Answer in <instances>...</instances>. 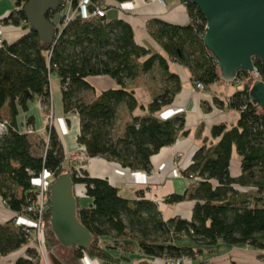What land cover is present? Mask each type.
I'll list each match as a JSON object with an SVG mask.
<instances>
[{"label": "trees", "instance_id": "obj_1", "mask_svg": "<svg viewBox=\"0 0 264 264\" xmlns=\"http://www.w3.org/2000/svg\"><path fill=\"white\" fill-rule=\"evenodd\" d=\"M13 1L14 9L1 18L0 24L22 25L26 32L11 42L0 41V121L7 120L2 119L6 107L9 113L8 131L0 136V201L5 202V209L15 215H29L24 209L37 197L31 179L42 169L51 171L54 178L67 173L75 187L82 185L85 195L92 200L89 207L77 205V217L93 236V242L85 249L72 247L75 262L88 255L101 264H126L129 256L136 253L144 257L133 264L192 260L206 247L223 242L248 246L260 253L264 264V112L250 99V74L244 71L237 74V80L244 83L227 101L228 108L239 111L237 122L212 125L209 137L203 136V124L197 127L202 145L182 171L194 183L181 194L164 197L168 204L194 201L191 218L164 219L157 203L143 198L142 191H136L138 198H125L107 179L92 177L84 169L78 172L72 166L73 171L66 170L63 166L66 151L56 128L46 126L44 138L36 130L21 131L16 118L19 110H26L32 100H38L43 110L52 107L49 79L51 72L56 71L62 87L63 111L78 116L76 141L84 154L117 162L131 171H149L151 157L187 132L183 113L169 118L158 116L181 89V81L169 72L166 58L137 44L132 26L126 21L92 16L94 6L102 4V0H91L84 11L78 9L67 23L64 15L54 21L55 13L63 8L65 0H62L56 12L46 14L57 27L49 44L42 43L29 27L23 11L27 0ZM78 1L70 0L72 7ZM181 1L189 16L186 24L153 19L148 22V31L172 61L190 71L195 85L208 86L220 78L202 40L206 21L194 4ZM254 65L264 80L262 65L258 60ZM155 66L171 85L155 94L146 106L140 105L128 81ZM98 75L109 76L116 87L94 95L87 78ZM89 91L93 97L85 100L82 93ZM122 104L130 113L138 107L146 113L132 117L122 132L116 133L117 109ZM234 152L239 157L237 176L231 174L230 168ZM49 218L50 209L44 216L48 246L56 239ZM183 238L190 245H183ZM22 247H25L23 255L13 264H44L32 235L16 225L15 218L0 221V256Z\"/></svg>", "mask_w": 264, "mask_h": 264}, {"label": "crops", "instance_id": "obj_2", "mask_svg": "<svg viewBox=\"0 0 264 264\" xmlns=\"http://www.w3.org/2000/svg\"><path fill=\"white\" fill-rule=\"evenodd\" d=\"M1 1V0H0ZM102 4L106 8L105 16L107 19H122L132 26L134 38L137 44L149 50L150 53H159L168 61L169 72L176 74L181 81V89L174 96L172 103L159 112L161 118H169L176 113H183L185 117L186 134L180 135L176 142L170 146L161 148L151 157V168L149 171H131L122 167L117 162L107 161L103 158H86L82 161L81 168L88 172L90 176L107 179L108 182L118 189L121 196L129 199L138 198L136 191L143 192V198L149 199L157 203L159 210L164 219L176 216L190 219L194 201L185 200L175 204L164 202V197L177 193H183L189 188L194 180L185 177L182 171L186 169L196 150L202 145V140L197 137V127L203 124V136H210V128L217 123H227L229 125L237 122L239 111L227 107L228 98L232 93H228L229 83L223 80L204 86L203 89L197 88L191 78L190 71L183 65L172 61L160 44L153 38L148 31V22L157 19L162 22L184 25L189 21L186 6L181 0H164L163 3L153 2L152 0H135V4L123 3L122 6L115 0H102ZM111 7L112 10H107ZM119 7V10H117ZM10 11H0V18L7 15ZM10 25L0 24V41L11 39V42L22 34L18 31L11 30ZM10 31V33H8ZM14 38V39H12ZM145 58L141 59L142 62ZM137 79L138 82H137ZM90 85L94 88V95L109 88L116 87V83L107 75L91 76L87 78ZM140 81V82H139ZM147 81L150 85H147ZM154 81L157 82L156 87ZM153 82V85L151 83ZM218 87L211 89L212 85ZM166 85H171L160 69L155 66L149 72H140L138 76L128 81V87L133 90L138 104L146 106ZM146 88V89H145ZM138 90L144 91L147 95V101H140L137 94ZM93 97V96H92ZM52 103V110L55 117V128L60 137L64 150L66 152L78 151L76 141L79 132V119L75 113H64L62 106V94L60 97L55 96ZM5 111V110H4ZM146 113L140 107L131 113L126 109L125 105H119L117 109L115 131L121 133L125 124L131 121L134 116H142ZM44 110L38 100L28 102L26 110H19L16 122L18 126L22 123H31L36 134L46 136V122L44 121ZM231 174L237 176L239 174V157H232ZM83 191L81 188L79 193ZM78 207L86 208L92 203V200L85 194H77ZM8 213H10L8 211ZM190 245L188 241L183 245ZM218 242L213 247H206L190 260V264H229L231 261L238 263L263 264L259 258V252L251 250L246 245L224 247V252L219 256H211L215 254L219 247ZM24 252L25 247L19 249ZM16 252V251H15ZM13 252V253H15ZM208 252L206 255L205 253ZM10 255V254H9ZM9 255L1 256L6 258L8 264H13L18 254L11 260ZM22 255V254H21ZM20 255V256H21ZM144 256L140 253L129 256L126 264H133ZM217 258V259H215ZM83 264H101L98 259L84 256L81 258ZM49 264H62L59 258L50 254L48 257Z\"/></svg>", "mask_w": 264, "mask_h": 264}, {"label": "water", "instance_id": "obj_3", "mask_svg": "<svg viewBox=\"0 0 264 264\" xmlns=\"http://www.w3.org/2000/svg\"><path fill=\"white\" fill-rule=\"evenodd\" d=\"M188 1L205 18L203 44L221 80L232 83L239 72H254L255 60L264 69V0ZM59 5L60 0H27L23 6L29 27L44 44L52 42L57 29L46 14L56 12ZM249 96L253 105L264 112L263 80H252ZM76 196L69 174L55 177L49 189V223L60 245L85 249L93 242V236L77 217Z\"/></svg>", "mask_w": 264, "mask_h": 264}, {"label": "built area", "instance_id": "obj_4", "mask_svg": "<svg viewBox=\"0 0 264 264\" xmlns=\"http://www.w3.org/2000/svg\"><path fill=\"white\" fill-rule=\"evenodd\" d=\"M61 1L62 0H60V4H61ZM152 1L163 3L164 0H152ZM90 2L91 0H79L76 7H72L70 0H65L64 2H62L63 8L66 9V11L63 14L65 16L64 23H67V21H69L77 13L78 9L82 10L86 8V6L90 4ZM124 3L135 4V0L124 2ZM121 4L123 3H119L120 6H122ZM91 15L99 16V17L104 16L105 10L102 4L99 3L98 5H95L91 12ZM249 74L252 80L261 79L256 69L254 72H251ZM233 83L243 85L244 81L237 80L236 78ZM196 87L203 89V85L200 83L196 84ZM44 117L46 118L45 120L46 126L55 127L56 120L53 114L52 107L44 111ZM8 124L9 122L7 120L0 121V136H3L7 133ZM21 131L26 132V133H33L35 131V128L32 125L24 124V126L21 128ZM86 158L87 156L84 154L83 148L78 146V151L76 152H65V161L63 163L64 164L63 166L66 170L70 169L71 171H73L74 169V168L72 169V167H75V170L79 172L82 169L80 164ZM53 179H54V174L51 171L47 169H42V171L37 176H34L31 179V184L37 191V197L33 203L29 204L24 209V212L28 213L29 215H25V214L15 215L14 213H11V212L9 213L11 215L10 218L12 217L15 218L16 225L22 226L26 230V232L32 235L33 243L44 264H45V257L47 256V251H46V246H45L46 241H45L44 216L46 212L50 209V203L47 200V198H48V192H49ZM80 188L83 191L79 193L78 191L80 190ZM76 193L85 194V191L82 185H76ZM7 214H8V210L5 209V202L1 200L0 201V221H7L8 218H5V215ZM162 264H190V260L186 258L168 259L167 261L162 262Z\"/></svg>", "mask_w": 264, "mask_h": 264}, {"label": "rangeland", "instance_id": "obj_5", "mask_svg": "<svg viewBox=\"0 0 264 264\" xmlns=\"http://www.w3.org/2000/svg\"><path fill=\"white\" fill-rule=\"evenodd\" d=\"M117 8H118L117 10H119V7H117ZM13 9H14V1L13 0H1L0 1V11L3 10L4 12H6L7 10L11 11ZM110 9L112 10L111 7H108L107 10H110ZM65 11H66V9L62 8L61 11L56 12L55 16H54V21L58 22L60 17L64 14ZM11 28H12L11 30L20 32V34H22L25 31L23 29L22 25L21 26H12ZM8 33H10V31H8ZM0 34H1V32H0ZM12 39H14V38H12ZM6 40L10 41L11 39L9 38V39H6ZM138 80L139 79H137V82H138ZM49 81H50L51 100H53V98L55 96L60 97V94H62V87H61L60 79H59L58 73L56 71H52L51 72ZM251 82H252V79H249V81H248L249 86H250ZM148 84L150 85V82L147 81V85ZM151 85H153V82L151 83ZM156 85H157V82L154 81V85L153 86L156 87ZM217 87L218 86L216 84H213L211 89H214V88H217ZM239 88H240L239 84H236V83H233V82L229 83V85H228V93H234L235 91L239 90ZM82 94H85V100H90V98L92 97L93 93L91 91H89V92L82 93ZM137 94H140V95H138L140 101H142V102L147 101V96H149V93L146 95L144 93V91L141 92V90H138ZM45 110H46V108H44V111ZM53 114H54V112H53ZM43 118H44V121H45L46 118L44 116H43ZM2 119L9 120V113H8L7 107L5 108V111L3 112ZM24 124L25 123H22L20 127L22 128L24 126ZM35 136L36 135L33 134L34 139L37 138ZM43 137L45 138L46 136H43ZM40 153H42V152H40ZM236 156H237V154L234 152L233 159H235ZM10 216L11 215L8 213L7 215H5V218L9 219ZM186 240H188V239L187 238H183V241H186ZM225 245L229 246V244L221 242V244L218 245L219 247H217L218 249L216 250L215 254H211V256H219L221 253H223ZM45 246H46V251H47V256L45 257V264H49L48 257H49L50 254H53L54 256L59 258L60 261L62 262V264H83L81 260L79 261V263L75 262L73 260L72 257H73L74 249L72 247H64V246H62V245H60L58 243V241L56 239L53 240L52 245L48 246V242H46ZM214 246H215V249H216V244ZM239 246L240 245H238V247ZM23 253L24 252H22L20 250H17L15 253H11L9 255L8 259L11 260L17 254H18V256H20L21 254L23 255ZM205 254L207 255L208 252H206ZM87 257H88V255H87ZM5 259L6 258L0 256V264H8V263H6V261H3ZM215 259H217V258H215ZM43 261H44V259H43Z\"/></svg>", "mask_w": 264, "mask_h": 264}]
</instances>
